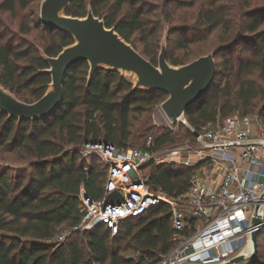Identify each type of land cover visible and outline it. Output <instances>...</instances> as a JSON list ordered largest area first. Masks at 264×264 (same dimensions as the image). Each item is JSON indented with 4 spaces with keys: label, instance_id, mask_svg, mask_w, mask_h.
I'll list each match as a JSON object with an SVG mask.
<instances>
[{
    "label": "trees",
    "instance_id": "1",
    "mask_svg": "<svg viewBox=\"0 0 264 264\" xmlns=\"http://www.w3.org/2000/svg\"><path fill=\"white\" fill-rule=\"evenodd\" d=\"M39 2L0 0V12L11 20L22 13L16 30L0 13V84L26 103L36 102L50 89L52 77L45 72L50 68L45 56L56 57L75 43L72 36L42 23ZM252 2L73 0L64 15L85 18L91 9L156 66L164 37L168 62L179 67L188 63L174 54L176 50L187 52L221 30V45L212 51L217 64L214 83L185 112L192 128L200 131L237 111L249 114L257 98L264 100V4L253 6ZM183 8L191 13L163 36V22L174 21L176 11ZM238 49L241 53L234 59ZM217 58L225 60L222 66ZM89 72L87 62L67 72L63 103L48 117L19 120L0 110V152L16 155L27 164L0 167V264H161V257L175 245L171 210L164 203L122 220L116 234L107 225L75 230L83 217L81 193L93 201L102 199L107 176L106 165L97 157L82 155L85 143L105 142L128 149L151 132L138 148H145L152 138L151 148L161 150L193 137L191 129L178 138L169 129L137 127L141 118L150 119L168 98L164 93L135 89V83L120 71L100 68L91 79ZM256 73L260 83L252 78ZM219 74L223 76L220 83ZM258 113L264 123V102ZM149 167V182L155 190L170 196L187 191L190 168L175 163ZM64 228L70 229L66 239L55 241ZM263 236H258L257 256L244 264H264L259 247ZM126 238H131L141 255L137 263L115 248Z\"/></svg>",
    "mask_w": 264,
    "mask_h": 264
},
{
    "label": "built area",
    "instance_id": "2",
    "mask_svg": "<svg viewBox=\"0 0 264 264\" xmlns=\"http://www.w3.org/2000/svg\"><path fill=\"white\" fill-rule=\"evenodd\" d=\"M170 128L174 129L172 121ZM181 144L153 150L119 149L105 142H87L82 155L97 157L107 167L104 196L85 198L83 217L75 230L107 225L113 234L120 222L138 217L159 204L171 210L175 245L161 264H228L249 259L254 252L252 235L264 233V123L258 112L232 115L196 131ZM181 164L191 169L189 187L179 196L155 190L149 182L150 165ZM119 191L120 205L107 204ZM261 223L253 225L254 218ZM67 233L55 241L63 242Z\"/></svg>",
    "mask_w": 264,
    "mask_h": 264
},
{
    "label": "water",
    "instance_id": "3",
    "mask_svg": "<svg viewBox=\"0 0 264 264\" xmlns=\"http://www.w3.org/2000/svg\"><path fill=\"white\" fill-rule=\"evenodd\" d=\"M72 2L73 0H42V23L72 36L75 43L64 48L56 57L45 56L50 66L45 72L51 75L52 83L50 89L36 102H23L0 84V110L9 117L37 120L54 114L63 103L67 72L85 62L90 65L89 79L100 68H109L123 74H134L135 89L167 95L168 98L161 104V109L173 122L201 101L212 87L217 73L214 52L186 65L175 67L168 62L165 38L161 43L156 66L126 42L115 28H107L104 21L96 17L91 9L85 18L64 15V10ZM122 201V194L115 191L108 195L106 202L110 205H120ZM260 223L259 218H254L253 225ZM259 234L255 231L252 235L254 252L249 259L241 256L228 264H240L256 257Z\"/></svg>",
    "mask_w": 264,
    "mask_h": 264
},
{
    "label": "rangeland",
    "instance_id": "4",
    "mask_svg": "<svg viewBox=\"0 0 264 264\" xmlns=\"http://www.w3.org/2000/svg\"><path fill=\"white\" fill-rule=\"evenodd\" d=\"M40 5L42 3L39 2ZM200 3H197L196 9L200 6ZM264 4V0H253L252 5H263ZM37 5V3L35 4ZM1 13V12H0ZM191 13L189 12V10L187 8H183V9H179L176 11L175 13V17H174V21L171 22H163L164 24V31H163V36L166 35V31L168 30V28L172 25V24H180L183 23L186 20L187 15ZM3 14V13H1ZM21 12L18 13V16L11 20L10 18H8V14L5 13L3 14L4 18H8V22L11 23V28L16 30L18 28V25L20 23V19H21ZM191 21V20H190ZM36 35H38V32H35ZM221 34V30H218L217 32H215L210 38H208L206 41L201 42V43H196L194 45L191 46V48L187 51L184 52L182 50H176L174 52V54L182 59H184L185 62L190 63L192 61H194L195 59L207 55L210 52L214 51L218 46L221 45V42L219 40V35ZM165 39V37L162 39V41ZM244 54V51H242ZM241 53L240 49H238L234 54H233V58L236 59L238 57V55ZM246 53V52H245ZM251 53L249 52L247 54V56H250ZM227 59V58H225ZM224 59H218L217 58V62L219 65H223L224 63ZM226 66V64H225ZM126 76H128L134 83L136 81V76L134 74H126ZM255 81H257L258 83H260V80L258 78V73H256L253 77H252ZM223 76L222 74H219V76L217 77V82H222ZM263 98H257L254 101V108L253 110L250 111V113H254V112H258L259 109L261 108V106L263 105ZM239 114H243L242 111H237L236 115ZM171 120L168 119V117L166 116V114L163 112V110L161 109V105L159 107H157L154 111V113L151 115L150 119L148 118L146 120L145 117L141 118L139 120V122L137 123V127L141 126L142 129L144 128H164V129H169L172 131L173 135L177 136L178 138L180 136H184L187 131L189 129H191V125L188 122V119L186 118L185 115H183L182 117H180L176 122H173L172 125H174V129L170 128V122ZM210 127V126H209ZM151 134V132H145L144 136L139 139L132 148H138L141 147L145 144V141H147V137ZM184 139V138H183ZM181 141V140H180ZM27 164L25 162H21L19 160H17L16 155H8V154H3L0 152V167H4V166H10L13 168H17V167H23L26 166ZM152 170L151 167H149L148 172L150 173ZM61 233H67V235L70 233V229L68 228H64L62 230ZM263 241H261L260 243V251L261 253L264 254V236L262 237ZM116 249H119V252L121 253V255L125 258H129L133 261H135L136 263L140 260V253L137 252L132 244V240L131 238H126L124 239V241L119 244V246H115ZM246 262V261H245ZM240 263V264H244Z\"/></svg>",
    "mask_w": 264,
    "mask_h": 264
}]
</instances>
